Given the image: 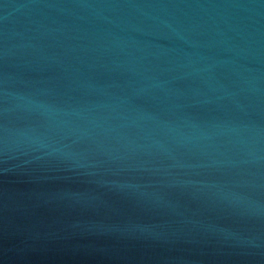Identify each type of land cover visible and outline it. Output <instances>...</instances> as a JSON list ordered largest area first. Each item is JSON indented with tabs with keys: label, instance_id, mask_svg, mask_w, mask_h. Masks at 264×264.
Listing matches in <instances>:
<instances>
[{
	"label": "water",
	"instance_id": "1",
	"mask_svg": "<svg viewBox=\"0 0 264 264\" xmlns=\"http://www.w3.org/2000/svg\"><path fill=\"white\" fill-rule=\"evenodd\" d=\"M0 264H264V0H0Z\"/></svg>",
	"mask_w": 264,
	"mask_h": 264
}]
</instances>
